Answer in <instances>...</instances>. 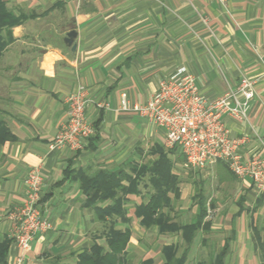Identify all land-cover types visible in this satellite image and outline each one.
I'll return each mask as SVG.
<instances>
[{"label":"crops","instance_id":"obj_1","mask_svg":"<svg viewBox=\"0 0 264 264\" xmlns=\"http://www.w3.org/2000/svg\"><path fill=\"white\" fill-rule=\"evenodd\" d=\"M5 1L23 20L12 28L14 42L0 58L4 70L14 73L13 81L0 83V121L12 137L0 143V245L6 244L0 264H13L20 254L23 264H75L95 241L103 246L105 223L84 205L80 183L70 171L123 170L134 178L128 166L139 169L160 153L179 180L178 197L169 194L172 211H164L175 224L194 223L196 197H206L204 222L209 226L198 232L186 264L206 260L225 245V264H264L257 249L264 245V203L256 207L260 193L251 180L237 178L218 162L207 176L221 189L216 198L221 192L222 197L218 204L210 202L203 188L207 181L191 178L180 151L165 148L163 132L146 119L119 111L121 94L145 104L159 81L180 68L195 76L201 95L209 100L247 77L254 82L248 119L224 122L241 140L237 152L243 160L264 161V0ZM71 30L77 32L74 54L64 44ZM79 87L89 100L85 116L94 136L81 152L49 151L67 120L65 100ZM97 102L108 109L97 108ZM36 167L43 176L42 213L52 228L21 252L11 236L9 214L25 198L26 174ZM150 177L146 173L137 194L127 197L128 224L116 223V229L131 233L128 261L142 238L150 237L153 247L158 244V262L150 255L138 264L148 259L162 264L164 246L178 245L179 254L185 247L181 234H162L156 226L146 229L135 215L153 193ZM186 215L188 219H180Z\"/></svg>","mask_w":264,"mask_h":264},{"label":"built area","instance_id":"obj_2","mask_svg":"<svg viewBox=\"0 0 264 264\" xmlns=\"http://www.w3.org/2000/svg\"><path fill=\"white\" fill-rule=\"evenodd\" d=\"M83 88L66 98L67 120L49 145V151L69 150L81 152L95 130L85 116L88 99ZM254 96V82L242 77L239 83L216 99L201 95L195 76L180 68L169 78L160 80L156 91L145 104L132 103L123 93L119 111L133 113L156 126L164 134L165 148L177 149L184 158L186 169L202 171L218 162H224L239 179L249 178L252 187L264 193V161L243 160L237 150L241 140L232 135L224 120L248 119L249 103ZM99 109L108 104L97 102ZM25 198L10 212L11 236L21 252L29 250L38 235L52 228L41 209L43 176L39 167L26 174ZM24 255L17 256L13 264H23Z\"/></svg>","mask_w":264,"mask_h":264},{"label":"trees","instance_id":"obj_3","mask_svg":"<svg viewBox=\"0 0 264 264\" xmlns=\"http://www.w3.org/2000/svg\"><path fill=\"white\" fill-rule=\"evenodd\" d=\"M22 16H15L5 0H0V58L6 49L14 42L12 28L22 22ZM10 132L4 122L0 121V143L11 139ZM171 162L166 155L160 153L158 158L137 169L135 166H128V169L135 174V177L125 173L123 170H96L93 174L84 170L71 172L80 183V188L85 196V206L91 207L94 211V218L98 222L105 223L104 245L95 241L92 246L78 256L75 264H129L126 248L130 239V230L116 229V223H126L124 208L129 195L137 194V185L146 173H150L149 179L153 193L145 205H141L135 210V215L140 218V224L149 229L156 226L160 233L181 234L185 242V247L181 254L178 253V245H168L162 248V264H186L191 246L198 234L203 229L207 230L209 224L204 222L207 215L205 207L206 197L199 194L196 197V204L199 207V214L194 223L175 224L170 215L164 211H172L169 194L178 197L179 180L170 174ZM225 167V166H224ZM226 168V167H225ZM264 203V193L260 194L256 200V207ZM106 219L110 222L106 223ZM254 234L257 235L256 228L252 225ZM5 242L0 245L1 258L5 255ZM259 258L264 261V245L259 244ZM227 246L225 245L217 254L209 256L206 260H200L194 264H225ZM141 264H153L152 260H144Z\"/></svg>","mask_w":264,"mask_h":264},{"label":"rangeland","instance_id":"obj_4","mask_svg":"<svg viewBox=\"0 0 264 264\" xmlns=\"http://www.w3.org/2000/svg\"><path fill=\"white\" fill-rule=\"evenodd\" d=\"M5 68V64L4 62L0 61V83L1 81H3V79H9L10 81L14 79V73H12L11 70H4ZM5 81V80H4ZM151 146L150 142L144 145V148L147 150L149 147ZM213 167H209L207 169H204L202 171H195V170H191L190 169H186V171H189L190 174H192V177H195L197 179H202L207 181L205 186L203 188H205V191L207 193L208 196V200L210 202H216V204H218L221 201V193L218 197V199L216 198V192H219L221 189L218 187L219 185L216 183L215 180H213V178L211 179V176H207V173L211 171ZM224 197V196H223ZM189 215H186L183 218L180 219H188ZM150 245L153 247V243L151 244V238L150 237H144L142 238L139 242H138V246L139 248H137V252L134 253V251H131V255L132 258H130L129 264H138V261L142 258L148 257V256H153L155 258V260L157 261L158 257H157V252H158V244H154L155 246L151 247V253H147V251L150 249ZM149 248V249H148ZM147 249V250H146ZM140 250V251H139ZM158 262V261H157Z\"/></svg>","mask_w":264,"mask_h":264},{"label":"water","instance_id":"obj_5","mask_svg":"<svg viewBox=\"0 0 264 264\" xmlns=\"http://www.w3.org/2000/svg\"><path fill=\"white\" fill-rule=\"evenodd\" d=\"M76 37L77 32L75 30H71L65 35L64 39V44L66 47L70 48L72 54L76 52V44L74 43Z\"/></svg>","mask_w":264,"mask_h":264}]
</instances>
